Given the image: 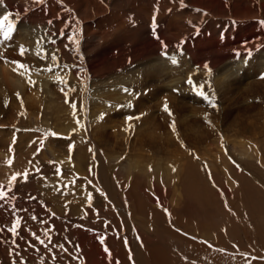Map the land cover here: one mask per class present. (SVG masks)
Here are the masks:
<instances>
[{"label": "rangeland", "instance_id": "obj_1", "mask_svg": "<svg viewBox=\"0 0 264 264\" xmlns=\"http://www.w3.org/2000/svg\"><path fill=\"white\" fill-rule=\"evenodd\" d=\"M87 1L88 6L92 7V0ZM99 1L101 2L102 6L107 7V11L115 10L118 11L119 14L121 10L124 11L127 8H133L137 12V18L141 17V14H143L149 16V19L152 21L154 15L155 20H159L160 17L164 15H170L172 12V8L178 11L181 10L180 13H184V16L188 15L189 12H191L188 8L190 2L186 3V0H183V6L181 5V0H163V2L161 0ZM191 1L194 3V5L198 4V1L196 0ZM243 2L244 4L241 3V0H239V7H233L236 15L238 16L243 9L253 11V13L256 15L259 8L258 5H256V3L254 4L253 2ZM225 3L230 4L231 0H219V3H217L218 6H216L215 8L217 9V11L215 10V12H218V10H220V6L222 8V5ZM202 4L204 7H209L211 5L204 1ZM37 7L38 9L41 7L42 9L40 8L39 11ZM53 7H55V9ZM53 7L50 0H44L43 3H37L35 1L32 5H29V7L28 4H25L24 7L22 6L23 9H21L20 7L19 11L21 10L20 13H23V10H33L36 14H41L43 16L42 19H45L46 21H43V23H45L43 26L46 27L45 30L48 28L47 30L50 31H47V33L53 32L51 35L54 36V38L51 42L52 46H55L54 49H57L56 51H54L57 53L64 52L65 54H68L67 52L70 51V55L74 53V56L72 55L73 57L68 54L69 58L71 57V60H67L65 62L66 64H70L75 61L74 58L78 59L79 55L80 58L82 57L80 51L83 49L86 41L82 37V24L79 21L78 15L76 14L75 16V14L73 13V9L68 7L66 8L65 6L59 7L57 6V4ZM43 9L47 10L44 11ZM52 9H54L53 12ZM60 9L64 11V13L61 12ZM55 10L59 11L56 12ZM194 11L197 10H192V12ZM45 12L47 15L45 14ZM49 12L51 14L53 13V16L56 15V18L53 17L54 19H51L49 17ZM196 13L199 15V22H201V13ZM65 14L67 15V17H65ZM68 17L70 18V20L72 19V21H68ZM222 17L230 19V16L227 13H225ZM51 21H53V25ZM64 22L65 24H63ZM199 22L197 21L194 23ZM24 23L26 24L25 20ZM49 23L51 24V26ZM54 23H58V27H60L58 28L56 25L54 26ZM222 23V26L220 24H217L219 27L217 25V27L211 25L213 26V30L210 29L211 26L209 27V24L207 23L209 27L207 28L208 30L205 28L202 29L206 33L204 35L210 36V34H213V32L215 31V33H221L222 31V33L226 32V34L230 32H233L235 34V32L238 30V25L234 26L236 24L233 22L232 25H230L231 23H229V21L226 22L222 20ZM72 24L73 27L71 26V28H69V26ZM126 24L128 25V28L125 30V33L128 32V29H130V27L133 28L130 23L127 22ZM138 24L137 26H140V23ZM200 24H202V22ZM227 24L228 26L226 27ZM133 25H136V23L134 22ZM43 26L39 25V27H37L40 31V34H42V31L44 32ZM65 26L66 28H68L65 29ZM260 26L264 28V26H262L261 24ZM232 29H235V31H233ZM259 29L260 27H258L257 30ZM56 33L58 36H56ZM233 33L231 35H233ZM70 34H72L73 36ZM75 35L77 37H74ZM0 38L3 39V36L0 35ZM76 39H78L79 41V46L76 43H73V40ZM56 41L58 42L57 44H55ZM248 45L249 44L245 46L243 43L233 44L231 48L232 51L234 50V55L232 56H237L235 54V51L244 48L249 49L252 47ZM5 51L8 50L4 49L0 51L1 56H5L7 54L5 53ZM2 52H4L3 55ZM112 52L119 55L116 49ZM75 54H77L78 57H76ZM231 54H233V52ZM219 55L222 56L224 55V53H222V55ZM120 57L123 60H126V58H124L123 56ZM79 59L77 61L78 63L75 61V64H77L76 67H78L77 71L82 68V66L79 64L81 59ZM113 61H115V59ZM204 62L209 63L210 59L204 60ZM122 67L118 66L117 68L119 69ZM102 69L103 70L100 71L102 72L104 79H109L112 76V73H115V71L105 69V67ZM84 72L85 71L82 70L81 73ZM233 91H235L234 88H232V92ZM260 93H263V90H261ZM147 94L148 91H144V96H148ZM241 97L242 96L240 95H235L233 98L235 99V101H231V103H228V106L226 104L225 110H228L226 112L227 114L224 111L223 113L227 117L230 116L231 119L234 116L239 118L238 122L247 127V129H244L245 132L242 128L244 126L241 125L239 126L241 128H237L240 134L237 135V139L248 138L246 142H252L254 144L257 143L256 148L254 149L259 160L255 161V159L245 160L237 158L238 155L234 153L232 154V156L235 159L232 158L228 173L221 171L222 169H219V172H211L209 169L204 167L203 163L199 161V155L196 153H203L202 151L204 150L212 149L211 145L205 143V141L209 138L217 140L216 138L220 136L216 134L208 138L202 136L201 138L197 139V142H199L198 145H200L199 148H201L200 150L196 149L197 145L194 147L192 146L193 144L191 143V141H189V139H191V134H189L188 132H182V129L178 130L175 128V131H173V128L169 126V128L167 127L168 129H170V131H172L171 133H173L174 135V141H176V145H178L177 148L179 147L176 150V155H174V158L182 159L184 157H187V159H189L191 164H194L193 166L195 167L193 169L190 168L194 171L191 176L192 178L189 181L186 180L187 178L185 177V175H183L184 171L182 172V176L184 178L183 181H186L184 185L183 181L181 182L183 194V197L181 196V199L183 202L180 200L179 204L176 203V205L175 203L172 204V201H175L176 199V197H173L172 193L173 181L170 180L167 181V183L166 180L164 182H161V179L157 180L159 183L154 181V184L157 183L159 186H161H157L155 192L150 189V185H148V182L143 181L144 177H151V179H154L152 177L153 173H151L153 168L152 165H154L157 160H160V158H165V153H168L163 142L165 130L162 128L161 121L156 120V124H159L158 131H160V134H156L157 142H155L157 149H150V151L148 148L146 149L148 154L146 153V156L144 157V164L141 162H137L141 160V158L139 157V154H141L139 152V149L134 148L133 151L131 150L129 152L131 148H129L128 146L124 148V152L126 151L125 153L132 154L129 156L131 166H136L135 164L144 165L145 168L143 166H141V168H144L146 175L142 178H139L137 176L142 175L137 170H124V168H126L128 165V161H125L127 156L125 153H122V156H120L118 159V161L122 162V167H124L111 169L112 165L107 163V154H105L107 153V151H110L111 146L107 147L105 143L110 144L109 141H111L112 148H115L113 149V152L116 151V156L119 155L120 152L117 149L118 147L115 145L117 138L115 137L117 136V132L115 131L119 129V125H122L123 123L133 125L134 122L138 121L140 118L143 119L144 113L140 112V114H138L139 116L141 115L139 119H136L133 116H124L122 118H125V122L121 123L115 112H113V114L111 113V119L116 120H112L113 123L108 124L107 126H105L106 122H104L102 119L97 118L91 120L93 116L89 114L88 121H86V124L84 126L85 130L83 129L84 136L86 138H84V141H87L77 142L78 139L72 136L71 138H73V141H69L67 144V148L69 151V156H67V158L71 161L72 165L75 166V163L77 161L75 162L74 159L81 157L82 162L80 164H84V167L81 166L84 169L76 173L73 172L72 169L70 175L66 174V176L63 174V172H61V167H57L60 169L59 173L56 171L57 168L54 166L55 162L53 161L54 159L51 153L52 150L59 149L55 148L56 145L54 141H58V139L60 138L61 140H64V135L63 138L62 135L59 138H56L55 135L50 134L55 131L56 133H58V130L62 129L61 127H56V125H63L65 122V125L67 124L68 126H70L74 123L76 118H80L77 117L79 115H75L74 113L69 114L71 115V117H69L70 119L68 120L66 112H61V114L57 115V117L60 116L61 118L59 117V120L57 119L55 121L54 119L56 118V115L46 114L45 111H48V108H46V106L39 111H35L36 107H34L33 110H28L27 108L29 102L25 101V99H21V97L19 98L18 103H16V110L13 112L12 110H9L10 106L7 105V102H5L4 105L6 107L2 106V108H0V129L8 133V138L7 144L3 148V153H5V156L1 159L7 165H9V161H11V164L9 166H12L13 169L15 168L14 170L12 169L13 171L17 172H15V174L20 175L17 176V181L13 182V186L10 191L8 187L9 182L3 183L0 181V186L1 184L3 185L2 189L0 190H3L7 193L6 198L3 199V201L0 200V261L3 264H14V262L15 264H20L21 261H23L24 264H138V258L136 257L134 252V245H136L137 243L145 254H147L148 250L152 251L154 248H159L160 250H158V252L160 254L161 260H155L147 257V264H214L215 261V264H264V140H262L264 137V98H262L261 100H259L258 98H249L248 101H245V104H255V102H257L258 104V102H261L259 103L260 107L257 110H260L259 118L258 115L254 117V113L251 111L249 113L253 118L247 119V112H243V109L240 108L243 104V100H241ZM60 103H58L59 105L54 104L53 106H51V108L56 110V106L57 109H62L61 107H63L64 104L63 102L62 104ZM77 107L78 106H76L74 110H79V108ZM51 108L49 107L50 112L52 111ZM85 109L90 111V109H92L91 104L90 107L87 104ZM29 112H36L35 118L30 117L27 119ZM1 114H4V117ZM127 117H133V119L128 120ZM230 117L228 119H230ZM5 120L8 123H5ZM53 121L55 124L53 123ZM57 121L60 123H58ZM114 121L118 124H116ZM1 122H4L3 126H1L3 124ZM13 123L15 124L14 126ZM253 123L257 124L253 125ZM8 125L12 126V129L9 128ZM110 125H115L116 129H111ZM7 126L8 128H6ZM99 126L102 127L100 128ZM251 126L257 127L250 128ZM123 127L127 129V134L128 132L129 134L127 138L123 136L122 138L120 137L122 142L125 143L126 139H128L129 142H133V139L135 138L133 137V134H130L132 127L126 125H124ZM260 129L262 130L263 136L261 135L255 137V135L253 134ZM85 131H87V133ZM91 131L93 134L91 133ZM185 134L187 136H185ZM12 136L15 137L12 138ZM51 136L53 137V139H50ZM11 138L12 140H10ZM68 138L69 137H67V139ZM74 138L77 140H75ZM100 138L104 139L102 140ZM207 144L210 147H208ZM7 145H9V147ZM17 148H19V151L17 150L18 154L16 153ZM25 148L28 150H26ZM102 148H105V151L102 150ZM46 150L49 151L47 152ZM29 154L31 156H29ZM151 155L153 157L158 155V157H156L155 159L156 161H154ZM131 158L133 159V162ZM175 159L173 160L175 161ZM165 161L163 159L161 160L163 164L161 162L159 163L161 165H165V163L167 164L168 162L167 160ZM170 163L171 169L173 168V166L174 168L175 166H177V164H174L175 162L173 161H170ZM242 163L244 164L242 165ZM62 167L64 168V166ZM68 169L70 171L71 168L68 167ZM186 169L190 171L189 168ZM186 169L184 170L186 171ZM126 171H128V177H130V180L125 177V173H127ZM189 171H186V173ZM24 173H27L26 179L23 176ZM104 173H107V175ZM194 175L196 176L193 177ZM133 176L135 179H133ZM168 182H171V184H169ZM30 183L32 184V187L30 186ZM22 184L25 186V188ZM61 193H69V196L65 197ZM4 217L6 219H4ZM33 217H35V219H33ZM17 219H20V225L17 229L18 235L14 237L13 234L8 231V229L13 226ZM127 221H131L132 224H126L125 222ZM133 229H135L136 234L132 232L134 231ZM32 233H35L36 236L44 240L47 247L41 245L37 239H34ZM45 233H47L48 235L46 236ZM48 237H51V242H49ZM140 237L141 242L139 243ZM101 241H103V243ZM193 244L202 246L203 248H196ZM61 245L63 247H60ZM105 248L108 249L107 252L105 251ZM204 249H207V251L211 253V256L209 255L210 257H207ZM109 253L111 255H109ZM130 256L131 259L129 258ZM213 257L216 258V260L213 261ZM208 258L212 260H209Z\"/></svg>", "mask_w": 264, "mask_h": 264}, {"label": "bare ground", "instance_id": "obj_2", "mask_svg": "<svg viewBox=\"0 0 264 264\" xmlns=\"http://www.w3.org/2000/svg\"><path fill=\"white\" fill-rule=\"evenodd\" d=\"M35 1L36 0H33V2ZM50 1L52 3V7L56 6L57 4V6L59 7L65 6L66 8H71L74 10L73 13L75 14V16L77 14L79 17V21L82 24V37L86 40L83 49H80V54L82 57L80 58V55L78 57L77 54H75L78 59H81L79 63L82 66V68L80 69L81 71H77L78 67H76L77 64H75L78 59L74 58L76 62L71 61L72 63L70 64L65 63L67 60H71L70 58L74 56V53L72 54V56L69 54L70 51H66L71 56L69 58V55L65 54L64 52H55L57 49H54L55 46L53 47L51 42L54 38V36L51 35L53 32L47 33V31L50 30H47L48 28L45 30L46 27L43 26L45 24L43 23V21H46L45 19H42L43 16L41 14H36L33 10H23V13H20V7L21 9H23L22 6L24 7L25 4H28L29 7V5L33 4L32 0H0V17H2L3 15H10V18L16 25L15 31L12 34V39L10 41L7 40L8 42H6L4 41V39L0 38V51L4 49L8 50L5 51V53H7L5 56L3 55L4 52H2L3 56H1L0 54V108H2V106L4 107L5 102H7V105L10 106V109H8L14 112L17 107L16 103H18L19 98L22 97L21 99H25V101L29 102L27 108L28 110H33V108L36 107L35 111H39L46 106L49 111L48 112L46 110V114L56 115V118L54 119L55 121L60 117H57V115L61 114V112H66L68 120L70 119L69 117H71V115L69 114L74 113L75 115H79L77 117L80 118H76L74 123L70 126H68L67 124L65 125V122L63 121V125H56V127H61L62 129L58 130V133H56V131L53 132L56 133V138H59L61 135L63 138L64 135V140H61V138L58 139V141L52 140L55 142V148L59 149L51 151L54 159L53 161L55 162L54 166L56 168L61 167V172H63L64 175H70L72 169L75 173L84 169V164H80L82 162L81 157L74 159L75 162L77 161L75 163L76 167L73 166L71 161L67 158V156H69L67 144L69 141H73V138L71 137L74 136L75 138H77L78 140L74 138L75 140H77V142L87 141H84L85 136L83 129L86 121H88L89 114L93 116L91 120L97 118L102 119L104 122H106L105 126H107L108 124L113 123L112 120H116L111 119V113L113 114V112H115L121 123L125 122V118H122L124 116H133L134 118H136L141 116L138 115L140 114V112H143L144 116L143 119L140 118L138 121L134 122L133 125H131L132 129L130 134H133V137L135 138L133 139V142H129L128 139H126L125 143H123L121 140L122 136L126 138L128 137L129 132L127 134V129L123 126H129V124L123 123L124 125H119V129L115 131L117 132V136H115L117 137L115 145L118 147L117 149L120 152L119 155L116 156L117 152H113V149L115 148H112L111 141H109L110 144L105 143L107 147L111 146L110 151H107V153H105L107 154V163L112 165L111 169L122 167V162L118 161V159L120 156H122V153L126 152H124V148L127 146L131 148L129 152L131 150L133 151L134 148L139 149V152L141 153L139 154V157L141 158V160L137 162H141L144 164V157L146 156V153L148 154L146 149L148 148L149 151L150 149H157L156 134H160V131H158L159 124H156V120L161 121L162 128L165 130V136L162 135L164 136L163 142L168 153H165V158H160V160L157 161L155 159L156 157H158V155H156L155 157L151 155L154 161H156L154 165H152L153 168L151 172L153 173L152 177L154 179H151V177H144L146 175L144 165H130L131 163L129 161V156L132 154L129 153H125L127 155L125 161H128V165L126 168H124V170H137L142 175H138L137 177H144L143 181L148 182V185H150V189H152L154 192L156 191L155 189L157 188V186H159L157 184L159 183L157 180L161 179V182H164L166 180V183L170 180L173 181L172 193L173 197H176V199L174 198L175 201L173 200L174 202L172 201V204L175 203V205L176 203L179 204L180 200L182 201L181 198L183 197L181 182L184 180V178L182 176V172L184 171L183 175H185V177L187 178L185 179L189 181L192 178L191 176L194 171L192 169L195 167L193 166L194 164H191L190 160L187 159V157H184L182 159L174 158V155H176V150L179 147L177 148L178 145H176V141H174V135L173 133H171L172 131L168 129L169 127L172 128L173 123L176 129H182V132H188L189 134H191V139H189V141H191V143L193 144H191L192 146L195 147L197 145L196 149L201 150V148H199L200 145H198L199 142H197V139L201 138L202 136L207 138L216 134L220 136L216 138L217 140L209 138L205 141V143L211 145L212 149L204 150L202 151L203 153L196 152L199 155V161L203 163L204 167L209 169L211 172H219L222 169L221 171L228 173L231 164L230 162L232 161V158L235 159L232 156V154L234 153L238 155L237 158L245 160L255 159V161L259 160L254 149L256 148L257 143L254 144L252 142H246L248 138L237 139V135H240L237 128H241L239 126L242 125L238 122L239 118L234 116L231 119V117L229 116L230 119H228L229 117H227L223 113V111L226 113L228 111L225 110L226 104L228 106V103H231V101H235V99H233L235 95H240L242 96L241 100H243L242 107L240 108L243 109V112H247L246 118H253L249 113L251 111L254 113V117L258 115L259 118L260 116V110H257L260 107L259 103L261 102H258V104L257 102H255V104H245V101H248L249 98H258L259 100L264 98V28H262L259 23L260 21L264 20V0H241V3L243 4V1L253 2L254 4L256 3L259 8L256 15L253 13V11L243 9L240 13L238 12V16L236 15L233 7H239V0H231L230 4H223L222 8L220 6V10H218V12H215V10L217 11V9L215 8L216 6H218L217 3H219V0H196L198 1L199 5H194L191 0H186V3L190 2L188 8L191 12L188 11L189 14L184 16V13H180L181 10L178 11L171 7L172 12L170 15H164L160 17L159 20H155V33H153L152 29L153 21L149 19V16L141 14L142 16L138 17L140 19L139 20L137 18V12L133 8H127L124 11L121 10V12L118 14V11L115 10L112 11L108 9L109 11H107V7L102 6L99 0H92V7L88 6L87 0ZM161 1L163 2V0ZM203 1L211 5L209 7H204L202 4ZM53 8L55 9V7ZM54 9H52V12ZM191 9L199 11L192 12ZM43 10L45 11L47 9ZM58 11L59 10H57L56 12ZM61 12L64 13V11L62 10ZM196 12L201 13L200 18H202V24H200L201 22H199V15ZM225 13L229 14L230 19L222 17ZM52 14L49 12V17L51 19L56 18V15L53 16L54 14ZM65 17H67L66 14ZM136 18L138 19V21ZM24 20L26 21V24L24 23ZM222 20L226 22L229 21V23H231L230 25H232L233 22L236 24H233L234 26H239H237L238 30L235 32V34L233 32V35H231V32L227 34L226 32L222 33L221 30V33H215L216 31L214 30L215 32L212 31L213 34L211 33L210 36L204 35L206 33L204 32V30H202L203 28L207 29L211 25L216 26L217 24H220L222 26ZM68 21H72V19L70 20L69 18ZM197 21L199 23H194ZM127 22L130 23L133 28L129 26L130 29H128V32L125 33V30L128 28V25L126 24ZM134 22L136 23V25H133ZM51 23L53 25V21H51ZM58 23H54V26L56 25L58 27ZM138 23H140V26H137ZM207 23L209 24V27ZM38 24L44 27V29L41 27L44 30V32H41L42 34H40V31L37 28L39 27ZM63 24H65V22ZM73 24L70 25L69 28H71V26L73 27ZM213 26H211L212 28L210 27L211 30H213ZM227 26L228 24L226 25V27ZM258 27H260L259 30H257ZM64 28L67 29L68 27L66 28L65 26ZM233 31H235V29ZM56 36H58L57 33ZM74 37L77 36L75 35ZM57 43L58 42L56 41L55 44ZM237 43H243L245 46L249 44L248 46L252 47L249 49L244 48L235 51V54L237 55V53H239V55L232 56L234 55V50L232 51L231 47L233 46V44ZM21 46L27 49V51H25L23 55L20 54ZM115 49L118 51L119 55L112 52ZM230 51L231 53L233 52V54H231ZM37 53H39V55ZM222 53H224V55H222ZM219 54H221L222 56H220ZM53 55L56 56L55 63H53L52 60ZM120 56H123L124 58H126V60H123ZM114 59L115 61H113ZM173 59L176 61V63H172ZM209 59V63L204 62V60ZM18 64L25 65V68H19ZM205 65H207V69L205 68ZM118 66L122 68L118 69ZM104 67L105 69L115 71V73H112V76L109 79H104L103 74L100 71L103 70L102 68ZM48 69H51V71H49ZM209 69L211 70L210 74L208 71ZM82 70L85 72L81 73ZM189 79H191L192 81L191 84L188 83ZM232 88H234L235 91L232 92ZM261 90H263V93H260ZM144 91H148V96H144ZM197 91H202L205 96L212 99L216 107H212L209 102L204 99L203 96L197 95ZM232 94L235 95L233 96ZM62 102L64 104V106L61 107L62 109L59 110L56 106V110L51 108V106H53L54 104L59 105L58 103L62 104ZM73 104L78 106L77 108H79V110H74L73 107H71V105ZM87 104L89 107L91 104L92 109H90V111L85 109ZM165 104H167L168 109L172 113L171 116L168 112L164 111ZM49 107L52 109L51 112L49 110ZM28 114L29 115L27 116V119L30 117L35 118L36 112H29ZM77 121H79V124L77 123ZM6 122L7 121L5 120V123ZM1 123H3L1 125L3 126L4 122ZM254 124L256 125L257 123H253V125ZM10 125H8L9 128L12 127ZM14 125L15 124L13 123V126ZM8 126L6 128H8ZM257 126H251L250 128H254ZM99 127L101 128L102 126ZM110 128L116 129L115 125H110ZM242 128L243 130L247 129V127L245 126ZM1 131L3 130L0 129V181L4 183L9 182L11 180V177L15 175L16 171H13L15 168L13 169L12 166L5 164L1 159L5 156V153H3V148L7 144L8 138V133ZM85 132L87 133V131ZM208 132L210 133V135ZM253 135H255V137L261 135L263 136L262 130H257ZM185 136L187 135L185 134ZM13 137L15 136H12V138ZM67 137L69 138L67 139ZM12 138L10 140H12ZM50 139H53V137L51 136ZM100 139L103 140L104 138ZM262 140H264V137ZM208 144L207 146L210 147ZM7 146L9 147V145ZM104 149L102 148V150ZM17 150L19 151V148L16 149V153L18 154ZM49 150L46 151L48 152ZM29 156L31 155L29 154ZM163 159L164 161H168L167 164L165 163L166 166L159 163ZM173 159H175V161ZM131 160L133 162L132 158ZM170 161H173L175 162L174 164H177V166H175L176 169L174 168V166L171 169ZM243 164L244 163H242V165ZM62 166H64V168ZM141 166H143L144 168L142 169ZM68 167L71 168L70 171ZM185 167L192 169H190L189 171ZM184 169L189 172L186 173ZM128 171H126V176H124L127 177L128 180H130V177H128ZM104 174L107 175V173ZM134 176L133 179H135ZM195 176L196 175H194L193 177ZM154 181L157 182L155 183L156 185L154 184ZM185 182L183 181V185L185 184ZM168 183L171 184V182ZM31 185L32 184L30 183V186ZM1 186L3 185L1 184ZM68 194L69 193H65L62 195L68 197ZM4 219L6 218L4 217ZM129 222L127 221L125 223L131 225L132 222ZM133 230L134 231L132 232L135 233V229ZM140 242L141 237L139 238V243ZM193 245L196 248H203L202 246H197L195 244ZM134 246V252L136 257L138 258V264H147V257L155 260L160 259V254L158 252L159 248H154L152 251L148 250L147 254H145L137 243ZM204 252H206L207 257L211 256V253L207 251V249H204ZM214 260H216V258H214L213 261ZM0 263L3 264L1 261Z\"/></svg>", "mask_w": 264, "mask_h": 264}, {"label": "snow or ice", "instance_id": "obj_3", "mask_svg": "<svg viewBox=\"0 0 264 264\" xmlns=\"http://www.w3.org/2000/svg\"><path fill=\"white\" fill-rule=\"evenodd\" d=\"M36 2L37 3H43L44 0H36ZM181 5L183 6V0H181ZM197 11H199V10H197ZM259 23L262 26H264V20L260 21ZM15 28H16V25L13 23L12 19L10 18V15H3L2 17H0V35L3 36V39L5 41L12 39V34L15 31ZM152 29H153V33H155V29H156L155 15L153 16ZM73 43H76L78 45V43H79L78 39L73 40ZM25 51H27V49H25V48H23V46H21L20 54L23 55ZM37 54L39 55V53H37ZM237 55H239V53H237ZM52 60H53V63L56 62V56L55 55L52 56ZM172 63H176V61L173 59ZM18 67L19 68H25V65L18 64ZM205 68L207 69V65H205ZM48 70L51 71V69H48ZM208 71H209V74H210L211 70L209 69ZM188 83L189 84L192 83L191 79H189ZM197 95L203 96L204 99L207 100L212 107H216V105L214 104L213 100L210 99L209 97L205 96L202 91H197ZM71 107H73V109H75L76 105L73 104V105H71ZM164 111L168 112L170 116L172 115V113L170 112V110L167 107V104H165V106H164ZM132 119H133V117H128V120H132ZM136 119H139V117H136ZM77 123L79 124V121H77ZM129 127H131V125H129ZM172 128H173V131H175L174 123L172 125ZM51 135H56V133H51ZM10 164H11V161H9V165ZM56 171L59 173L60 169L57 168ZM18 175H20V174H15V175H13L11 177V180L9 181V185H8L9 191L11 190V188L13 186V182H15L17 180V176ZM23 175H24V177L26 179L27 178V173H24ZM2 187L3 186H0V189H2ZM6 195H7L6 192H4L3 190H0V200L5 199ZM33 219H35V217H33ZM19 225H20V219H17L15 221V223L13 224V226L10 229H8V231H10L13 234L14 237L16 235H18L17 229L19 228ZM45 235L47 236L48 234L45 233ZM32 236H33L34 239H37L41 245H44L45 247H47V245L45 244V241L40 239L38 236H36L35 233H32ZM48 240H49V242H51V237H48ZM101 242L103 243V241H101ZM60 247H63V246L61 245ZM105 251L107 252L108 249L105 248ZM109 255H111V254L109 253ZM129 258L131 259V256ZM14 264H15V262H14ZM20 264H24V262L21 261Z\"/></svg>", "mask_w": 264, "mask_h": 264}]
</instances>
